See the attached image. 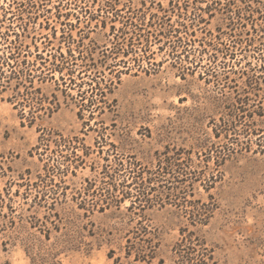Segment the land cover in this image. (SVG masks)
I'll return each mask as SVG.
<instances>
[{"label": "rangeland", "instance_id": "1", "mask_svg": "<svg viewBox=\"0 0 264 264\" xmlns=\"http://www.w3.org/2000/svg\"><path fill=\"white\" fill-rule=\"evenodd\" d=\"M101 1L84 6L130 16L124 4L150 0H117L116 12L100 11ZM174 1L189 4V18L168 21L187 26L177 35L188 47L152 45L149 71L121 74L112 109L91 112L75 84L64 94L35 81L44 105L55 96L59 105L29 123L30 108L22 118L12 91L0 92V264H179L181 227L196 229L217 264H264V0ZM64 3L0 0V32L10 27L9 41L26 32L33 60L51 27L60 35L57 10L80 16ZM249 4L258 11L245 13ZM94 22L73 34L98 55L114 39ZM188 165L194 173L173 171ZM199 208H210L206 224L192 226Z\"/></svg>", "mask_w": 264, "mask_h": 264}, {"label": "trees", "instance_id": "2", "mask_svg": "<svg viewBox=\"0 0 264 264\" xmlns=\"http://www.w3.org/2000/svg\"><path fill=\"white\" fill-rule=\"evenodd\" d=\"M60 1H65L63 5L65 9L77 7L80 16H75V23L69 22V17L75 14L70 11L61 12V10H57L55 15L61 25L60 35L57 36L55 26L51 27V34L42 36L44 38L42 53L37 52L33 60L27 58V52L23 53L26 51V38L29 37L26 32H12L15 38L11 41L8 40L10 27L5 32H0V45L8 43V41L11 44L9 52L6 53L5 51L0 56V92L12 91L13 95L10 101L15 103L14 106L18 104L22 107V118L25 117L24 108H30L29 123L40 118L39 111L50 114L59 105L55 96L51 107H46L44 99L39 96L41 89L39 86H35V81L38 83L53 81L58 87L63 85L64 89L61 91L64 94L67 88H71L70 85L75 84L79 87L77 91L78 102L84 103L86 99L88 104L85 106L89 110L91 109V112L99 110L100 113H104L106 109L110 110L114 106L115 100L109 102L108 95L113 93L116 84L120 81L121 74L127 73L126 71H129L132 66L137 68L136 72L145 70L143 61L149 60L154 54V51L151 50L152 45L162 43L166 46L168 44L171 51L176 52L179 48L186 50L190 43L188 38H178L177 35L181 28L182 30L187 28L185 24L178 23L180 27L178 28L168 23L172 15L178 18L190 17L187 15L189 12L188 2L181 3L170 0L168 5L164 6L160 2L150 0L149 4L145 1L140 2L141 6L139 7L133 6L131 3L124 4L125 9L130 12V16L115 13L110 16L112 18L107 16L99 18L98 15L89 13L88 8L84 6L87 3L85 0ZM95 2L97 0H92L91 3ZM117 5H119L117 0H102L101 4H98V8L100 11L116 12ZM254 11H258V9H254L250 4L248 8H245V13H253ZM86 14L89 15L86 16ZM93 21H95V27L108 29L109 35L113 37L114 41L111 42L110 51L107 52V43H104L102 47L105 46V48L100 49L101 54L98 52L96 55V49L99 47L87 46L84 42V36L79 35L80 29L77 30V37L74 36L73 31L78 29L81 23H83V27L90 28ZM117 23L119 24L118 27H116ZM171 37H176V39L172 41L170 40ZM129 55L133 56L132 65H127L124 60ZM47 62L48 65H46ZM38 63L40 65H37ZM148 64L153 63L148 61ZM157 65L160 64L157 63ZM175 67L182 75L185 73L183 65ZM148 71L149 68L145 70L146 73ZM82 73L83 75H81ZM107 75L109 76L107 77ZM83 76L87 79L82 80V82L75 81V79H82ZM83 85L86 88L81 90ZM88 92L90 95L86 96ZM17 97H20V102L16 101ZM47 109L49 112L46 111ZM228 126L229 120L224 122V128L227 129ZM219 132L216 131L215 135L219 136ZM177 159L179 158L173 157L166 162H176ZM190 166L188 165L185 169L178 167L173 169L168 166L166 170L173 169L175 171L177 169V173L188 175L191 172L194 173ZM139 190L144 196L145 188ZM209 213L210 208L203 210L199 208L192 211L190 224L192 226L206 224L205 221ZM180 236L181 238L173 248L176 256L181 259L179 264H217L212 249L206 244L204 238L197 234L196 229L186 230V228L181 227Z\"/></svg>", "mask_w": 264, "mask_h": 264}]
</instances>
